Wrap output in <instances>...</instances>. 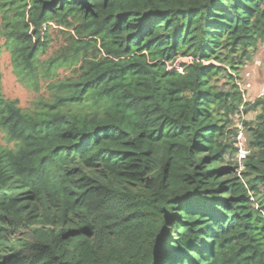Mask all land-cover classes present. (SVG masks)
<instances>
[{
    "label": "trees",
    "instance_id": "trees-1",
    "mask_svg": "<svg viewBox=\"0 0 264 264\" xmlns=\"http://www.w3.org/2000/svg\"><path fill=\"white\" fill-rule=\"evenodd\" d=\"M0 17L20 81L74 71L27 111L0 65V264H264V97L240 175L221 123L264 0H0ZM52 23L72 31L41 61Z\"/></svg>",
    "mask_w": 264,
    "mask_h": 264
},
{
    "label": "rangeland",
    "instance_id": "rangeland-1",
    "mask_svg": "<svg viewBox=\"0 0 264 264\" xmlns=\"http://www.w3.org/2000/svg\"><path fill=\"white\" fill-rule=\"evenodd\" d=\"M75 24L78 22V20L74 21ZM2 18L0 17V24H2ZM71 29L64 28L60 25L51 24L47 28V34L49 35V47L48 49L43 52L40 56L41 61H45L49 59L55 51H57L63 44L66 43L65 37L69 35L71 32ZM6 37H2L0 40V65L2 70V89H3V95L11 100H18L19 106L27 111L34 110V107L36 103L41 98H48L49 97V85L52 82H56L58 80H64L68 77H70L74 71L72 68H59L57 72H52V76L46 77L45 73L42 71L39 73V76L37 78V81L35 82V85H27L26 83L20 81L17 74L15 73L13 61H12V54L11 51L5 46ZM264 44H261L259 46L258 51L254 54V56L251 58L250 61H248L243 68L240 70V72L236 75V83L239 87V91L242 93V90L240 88V80L242 78V75L246 71H251L253 74L257 75V64L255 60H260L261 58H264ZM181 62H186V57L183 56H177L173 63H169L173 67L174 65H177V67L180 65ZM234 83V82H233ZM233 83L229 82L228 79L225 77L218 78L216 81V87L217 89L221 91H229L233 92L236 90L235 87H233ZM264 83V82H262ZM260 87V85H259ZM259 87H256L253 89V91L249 92L248 97L252 101L255 100L259 93ZM243 96V93H242ZM245 97L243 96L242 102H236L237 108L234 112H230L224 119H226V122H221L226 125V129L228 130L227 136H226V143L231 145L233 148L231 149L232 152L228 153L226 155V159L230 160L232 162H238L237 161V151H236V140L237 135L239 131V125L244 126V134L246 138V144L247 147L251 149V152L253 151V148L250 144L251 140V131H250V125L254 124V121H256L257 116L260 112V108L257 109H250L246 117H241L239 114V106L244 103ZM247 122V123H245ZM0 142L3 145L8 144L6 142V136L4 132L0 133ZM13 144H11L12 146ZM245 166V164H243ZM27 230H23L20 233L16 235V237L20 238L22 236H27Z\"/></svg>",
    "mask_w": 264,
    "mask_h": 264
},
{
    "label": "built area",
    "instance_id": "built-area-1",
    "mask_svg": "<svg viewBox=\"0 0 264 264\" xmlns=\"http://www.w3.org/2000/svg\"><path fill=\"white\" fill-rule=\"evenodd\" d=\"M239 85L242 90L243 96L245 97L244 103L239 106V114L241 115V117H246L245 115L246 104L248 101H251V99H249L248 97V94L253 90L255 85L254 74L251 71H246L244 75H242ZM263 96H264V84L261 86L257 97H263ZM236 148H237V161H238V166L236 170L240 174L241 171L244 169L243 166L244 161L249 157L251 153V149L248 148L246 144L244 126L242 125H239V132L236 140Z\"/></svg>",
    "mask_w": 264,
    "mask_h": 264
},
{
    "label": "crops",
    "instance_id": "crops-1",
    "mask_svg": "<svg viewBox=\"0 0 264 264\" xmlns=\"http://www.w3.org/2000/svg\"><path fill=\"white\" fill-rule=\"evenodd\" d=\"M256 71H257V75H256V85L255 86L259 87V85L263 84L262 82H264V58H261V64L257 67Z\"/></svg>",
    "mask_w": 264,
    "mask_h": 264
},
{
    "label": "clouds",
    "instance_id": "clouds-1",
    "mask_svg": "<svg viewBox=\"0 0 264 264\" xmlns=\"http://www.w3.org/2000/svg\"><path fill=\"white\" fill-rule=\"evenodd\" d=\"M255 61H256L257 66H259V65L261 64V61H260V60H258V61L255 60ZM254 77H255V85H256V75H255V74H254ZM263 84H264V83H263ZM263 84L260 85L259 90H260V88H261V86H262ZM255 85H254V88H255ZM254 88H253V89H254ZM252 91H253V90H252ZM241 94H242V93H241ZM263 97H264V96H263ZM257 98H260V97H257ZM257 98H256V99H257ZM256 99H255V100H256ZM242 100H243V96H242ZM255 100H253V101L251 100V101H248V102H247V104H246V108H245V115L247 114L246 109H247L248 105H249L250 103H254ZM238 108H239V107H238ZM238 112H239V111H238ZM238 132H239V131H238ZM236 151H237V148H236ZM250 154H251V153H250ZM245 161H246V160H245ZM245 161H244V162H245ZM237 163H238V162H237ZM243 164H244V163H243ZM237 166H238V165H237ZM244 167H245V166H244ZM236 169H237V168H236ZM237 173H238V172H237ZM238 174H239V173H238ZM240 174H241V173H240ZM240 174H239V175H240Z\"/></svg>",
    "mask_w": 264,
    "mask_h": 264
},
{
    "label": "water",
    "instance_id": "water-1",
    "mask_svg": "<svg viewBox=\"0 0 264 264\" xmlns=\"http://www.w3.org/2000/svg\"><path fill=\"white\" fill-rule=\"evenodd\" d=\"M212 161H209L208 163H211Z\"/></svg>",
    "mask_w": 264,
    "mask_h": 264
}]
</instances>
